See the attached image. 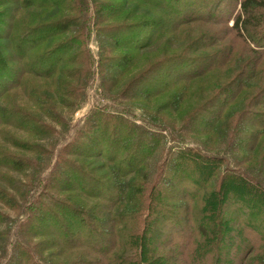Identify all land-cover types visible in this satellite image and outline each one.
Masks as SVG:
<instances>
[{
    "label": "trees",
    "instance_id": "obj_1",
    "mask_svg": "<svg viewBox=\"0 0 264 264\" xmlns=\"http://www.w3.org/2000/svg\"><path fill=\"white\" fill-rule=\"evenodd\" d=\"M85 1L0 0L3 9L0 25L10 28L8 33L0 32V43L9 41L5 47L14 53L5 56L7 50L0 52V100L14 86L21 87L27 76L52 81L57 75L71 72L68 79L77 78L80 69L68 70L63 66L82 63L85 56L84 32L74 30L81 22ZM143 1L155 9H169L172 3V0ZM205 1L207 4L201 9L208 10L209 17L215 19L227 2L240 6L232 27L234 32L230 33L264 56V0ZM94 3L102 5L98 0ZM31 9L42 10L44 18L28 12ZM22 12L25 14L21 15ZM26 15L39 23L25 24ZM153 24V21L132 24L126 28L128 32L117 27L101 32L115 47L132 50L133 54L116 58L103 56L104 65L109 69L114 67L119 79L135 68L139 51L150 48L158 40L159 32H151L155 29ZM196 41L190 45L193 55L206 48L201 39ZM220 54H167L133 77L131 87L138 84L133 97L151 102L177 92L181 97L178 102L173 100L172 105L180 104L190 84L210 75L221 64ZM248 62L255 63L251 59ZM5 65L9 67L4 68ZM258 67V64L251 69L242 66L244 71L218 86L216 93L188 114L182 125H175L177 129H173L182 135L197 137V147L168 149L164 160L155 165L153 174L147 161L161 144L162 135L122 116L96 112L82 134L60 150L42 194L27 208L15 252L4 264H54L43 256L45 251L58 253L57 257L67 253L76 256L63 264H223L228 254L241 253L237 249H243L247 237L254 238L256 243L248 244L249 249L238 264H247L258 248L264 253V82L252 90L247 87L250 74ZM156 73L160 76L153 77ZM68 88L69 92L83 89L70 84ZM239 99L248 101L246 108L231 115L230 110ZM256 107L263 109L254 110ZM25 121L34 128H26ZM169 123L163 121L161 127L167 129L172 125ZM4 125L20 129L25 126L41 134L51 129L25 110L18 108L12 112L1 105L0 134ZM227 126L230 133L224 132ZM221 138L225 143L220 142V146L213 142ZM40 150L43 155H51L49 150ZM242 153H246L244 158L238 156ZM92 158L103 162L93 168L86 162ZM18 162L14 154H7L1 156L0 168L21 171L16 166ZM34 166L36 170L40 167V173L43 171V166ZM33 181L24 185L25 189ZM179 189H182L180 195H172ZM1 198L14 199L8 192ZM219 199L228 200L227 207L213 223L210 217ZM4 218L6 215L0 212V221ZM159 221L170 223L169 234L159 226ZM0 237L4 238L5 234L0 233ZM33 239H39V243L34 244Z\"/></svg>",
    "mask_w": 264,
    "mask_h": 264
},
{
    "label": "rangeland",
    "instance_id": "obj_2",
    "mask_svg": "<svg viewBox=\"0 0 264 264\" xmlns=\"http://www.w3.org/2000/svg\"><path fill=\"white\" fill-rule=\"evenodd\" d=\"M98 2L102 5H95L94 0L85 1L84 8H81V22L74 29L75 32H84V48L86 53L81 59L82 63L63 66L68 70L80 69L77 73V78L75 80L68 79L71 72H68L66 76L57 75L52 81L27 76L21 87L11 86V88L13 87L11 91L0 100V106L2 105V107L7 108L9 111L13 112L18 108L25 110L28 114L36 117V120L45 123L51 128L47 130L46 134H41V131H39L41 133L38 131L36 133V131L26 129L32 125H26L29 124L27 121L24 122V125H26V128L25 126L23 127L24 129L10 125L1 127L0 150L2 151L0 152V158L7 154H14L19 160L16 166L20 167L21 171L0 168V212L6 215V218L0 221V233L5 234L4 238L0 237V264L8 262L11 259L10 257L13 256L20 224L26 219L27 208L34 199L42 194L43 184L53 169L60 150L71 143L76 136L82 134L88 123L94 118L96 112L122 116L142 128L162 135L161 144L158 145V149L147 161L153 174L155 165L164 160L168 149L174 148L176 150L185 147H197V137L187 134L182 135L173 128H176L175 125H182L188 114L192 113L200 104L216 93L218 86L229 83L237 74L244 71L242 66L246 65L247 69H251L253 66L259 65L258 69L253 70V73L250 74L247 87L249 86L251 89L264 82V56L253 52L252 47L230 33L234 32L232 27L236 16L241 11L240 6L237 4L227 2L220 9L217 14L218 17L215 19L209 17L208 10L201 9L207 4L205 0H172V3L168 5L169 9H155L143 0H98ZM103 3H105V7ZM114 9L117 11H114ZM178 9L179 12L177 11ZM2 11L3 9H0V12ZM28 12H35L39 17L44 18L42 10L31 9ZM232 13L233 15L228 21L227 19ZM23 14L25 13L22 12L21 15ZM149 21L155 23L153 24L155 25V29H152L151 32H159L156 35L158 40L150 48L139 51L140 55L138 54L135 68L128 74H124L122 79H119L120 76L114 67H110L109 69L104 65L103 56L105 54L106 56L116 58L126 53L133 54L132 50L129 51L127 48L115 47L107 36L101 35V32H110L109 30L112 27H117L123 32H128L129 30L126 28H129L132 24H143ZM24 22L29 26L39 23L33 21L29 15H26ZM6 24L9 25L11 23L8 22ZM8 27L6 25L3 26V24L0 25V32H10V28ZM145 32L149 31L145 29ZM199 39L202 40L206 48L193 55L190 45ZM6 41L0 43L2 44L0 52L7 50L6 54L3 53L5 56L14 54L13 51H8L9 49L6 48L9 46V41ZM107 46L108 51H106ZM110 46L113 47L112 50H109L111 49ZM180 52H187L189 56H211L220 52V60L222 62L210 75L190 84L187 87L186 96L180 104L177 103V100L181 96L177 92L170 96L166 95L158 99V101L153 100L151 102L141 97H133L138 89V84L131 87L132 79L136 74L150 64H154L159 59H162L165 55ZM85 58L87 61H85ZM128 58L133 60L131 56ZM250 59L255 63L248 62ZM251 64H253L252 67ZM3 67L7 68L9 65ZM110 72L113 75L111 77H109ZM154 76L159 77L160 74L156 73ZM4 82L11 85L7 80ZM68 84L78 88L83 87V89H79L78 92L75 90V92L73 90L69 92ZM127 88L131 92L127 91ZM235 92L237 93L238 91ZM173 100L177 102L172 105ZM242 100H236L237 102L230 110L231 115L246 108L245 106L248 101L244 102ZM171 107L174 109H171ZM262 109L256 107L254 110ZM54 113L56 114V116L54 115L55 119L51 117ZM19 120L20 123L23 122L22 119ZM163 121L172 123L171 127H167V129L161 127ZM224 132L230 133V126H227ZM221 136H224V134ZM223 139H225V136ZM221 140L222 138L216 139L213 142L220 146V142L225 143L226 139L224 142ZM40 148L44 151L49 150L51 155H43V151ZM2 153L5 154L3 155ZM238 156L244 158L246 153L239 154ZM26 160L33 163L29 165L25 162ZM72 160L80 159L72 157ZM86 162H90L92 167L96 168L103 161L92 158ZM36 164L37 166H43L41 173L38 170L40 167L36 170V166H34ZM39 175L40 177L37 180ZM203 179H205V175ZM9 181H11L10 184L12 185H9ZM32 181L35 183L30 186L28 185V189H25L24 185ZM14 187L19 191H15ZM234 188L236 189V186ZM181 190L179 189L177 193L175 190L172 195H180ZM4 192L11 194V197L14 199L3 200L1 195ZM226 194L227 196L229 195L228 192ZM196 195L199 196V194ZM79 200L74 199L76 202ZM227 201L223 200L222 202L219 199L217 203L219 205L215 206L212 211L214 214L210 217L213 223L221 218V212L227 207L225 206L227 205ZM177 202L176 200L175 203ZM198 209V211H201V207H198ZM219 210V216H217L216 212ZM154 218L158 219V217ZM169 224L166 221H159V226L165 230L166 234H169V230L167 229V227L169 228ZM19 240L21 241L20 238ZM32 242L34 244L39 243V239H33ZM254 243H256L254 238L250 239L247 237V243L243 244V249H240V247L237 249V252L241 253L238 256L235 254V251L232 255L231 253L228 254L226 258H223V264L240 263L243 255L249 249L248 244L252 245ZM259 249H256L258 253L252 255L248 263L264 264V253L259 252ZM53 254L50 251L43 252L46 260L54 264H63L76 258L74 254L69 253L61 257L56 256L58 253Z\"/></svg>",
    "mask_w": 264,
    "mask_h": 264
}]
</instances>
